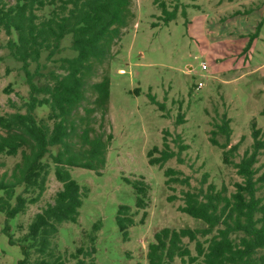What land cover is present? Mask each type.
<instances>
[{"label":"rangeland","instance_id":"rangeland-1","mask_svg":"<svg viewBox=\"0 0 264 264\" xmlns=\"http://www.w3.org/2000/svg\"><path fill=\"white\" fill-rule=\"evenodd\" d=\"M4 1L7 5L14 2ZM160 3L168 11L176 10V18L167 25L162 21ZM130 11L126 28L112 46L111 58L88 76L87 101L78 110L77 118L82 120L76 119L77 131L88 127L91 137L102 135L107 151L105 165L98 172L69 169L83 197L77 222L61 224L54 239L55 252L67 264L74 263L72 256L79 249L89 252L92 248L96 264H148L147 246L156 232L202 228L200 221L178 210L183 204L181 192L205 191L214 185L218 191L225 188L227 194L232 193L242 178L231 163L251 152L252 121L260 130L261 143L253 165L256 196L264 198V0H132ZM9 38L15 36L0 29V115L21 108L28 96L21 64L6 48ZM69 46L67 37L59 54L50 60L42 55L38 69L43 76L37 82L45 80L60 58L75 55ZM36 68L31 65L29 71ZM105 76L110 82L107 111L87 114L85 109L94 107L96 97L90 84ZM149 94L163 104V110L150 103ZM35 114L46 119L49 109L37 108ZM224 118L231 130L227 150L234 148L230 163L223 161L219 148L227 142L225 134L211 133ZM163 137L175 152L179 142L187 148L181 152V163L174 158L160 170L148 164L147 154L153 147L162 149ZM18 160L2 159L6 166L0 173L10 172ZM166 168L181 171L189 187L175 184L169 190L164 185ZM53 169L51 165L45 192L36 204L28 205L24 214L7 223L0 214V264H17L21 259L19 247L10 244L3 232L5 225L17 241L33 216L53 203L61 189ZM135 182H143L147 188L143 209L136 208ZM171 196L175 199L169 202ZM120 206L130 208L135 222L126 240L115 222ZM94 226H98L95 233ZM93 234L95 242L91 243ZM184 243L194 255L195 244ZM172 264L184 263L175 259Z\"/></svg>","mask_w":264,"mask_h":264},{"label":"trees","instance_id":"trees-1","mask_svg":"<svg viewBox=\"0 0 264 264\" xmlns=\"http://www.w3.org/2000/svg\"><path fill=\"white\" fill-rule=\"evenodd\" d=\"M132 0H14L7 5L0 0V29L8 39L6 48L13 60L21 64L28 87V96L21 108L13 113L0 115V171L5 168L4 158L16 159L13 168L0 173V214L5 222L25 213L28 205L36 204L46 189L50 167L53 165L55 180L61 184L53 203L36 213L26 233L17 241L9 234L5 225L3 232L10 244L20 249L21 259L17 264H67L66 259L55 251L54 239L63 223H76L82 205V192L72 180L69 169L80 168L98 172L105 165L107 142L102 135L90 136L88 127L77 131L76 119L81 105L87 101V78L94 74L97 65L111 58L114 42L121 36L131 17ZM162 21L165 25L176 18V10L168 11L160 3ZM47 10V13L45 11ZM261 22L256 26L258 31ZM255 32V33H256ZM69 37L71 58H60L58 66L48 71L45 80L39 73L40 59L46 60L61 52L62 41ZM36 65L31 73L29 67ZM110 82L108 77L90 84L96 94L94 107L85 109L87 114L98 110L107 111ZM151 104L164 109L154 96L148 95ZM13 104V103H12ZM14 106V105H13ZM48 108L46 119H38L37 108ZM24 111V112H22ZM264 115V110L262 111ZM182 122L181 116L177 121ZM217 132L225 134L227 142L219 144L222 159L231 161L234 148L228 147L229 120L224 118L216 125ZM253 145L238 163H231L242 178L234 184V191L227 194L222 188L216 190L209 185L203 191H182V205L178 210L200 221L202 228H163L156 232L153 242L147 246L148 264H172L179 259L184 264H264V198L256 196V181L253 165L259 146L260 130L251 122ZM168 135L167 131L164 132ZM178 140H180L178 138ZM211 142L218 145L214 138ZM173 151L166 138L162 149L149 150L148 164L163 169L171 159L181 163V152L186 150L182 143ZM157 154V156H156ZM164 185L189 187L188 178L179 170H163ZM206 177V176H205ZM206 178H203L204 182ZM136 208L143 209L147 188L143 182H135ZM175 196L168 198L171 202ZM130 208L120 206L116 226L123 240L127 239L129 228L135 225ZM145 216V215H144ZM98 231L94 226L93 232ZM195 244V254L184 243ZM95 242V234L90 236ZM89 252L79 249L72 256V264H96ZM82 256V257H80Z\"/></svg>","mask_w":264,"mask_h":264},{"label":"built area","instance_id":"built-area-1","mask_svg":"<svg viewBox=\"0 0 264 264\" xmlns=\"http://www.w3.org/2000/svg\"><path fill=\"white\" fill-rule=\"evenodd\" d=\"M202 69H203V70H206V67L203 65V66H202Z\"/></svg>","mask_w":264,"mask_h":264}]
</instances>
